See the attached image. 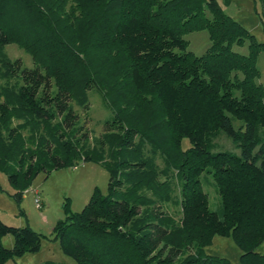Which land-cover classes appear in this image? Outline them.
<instances>
[{"label": "trees", "instance_id": "1", "mask_svg": "<svg viewBox=\"0 0 264 264\" xmlns=\"http://www.w3.org/2000/svg\"><path fill=\"white\" fill-rule=\"evenodd\" d=\"M253 2L264 30V0ZM199 29L210 44L195 54L183 35ZM13 41L30 68L3 52ZM262 49L219 0H0V171L14 200L39 171L97 162L104 192L94 186L77 211L65 200L52 226L75 264H235L203 252L215 234L233 239L238 264H264ZM88 86L109 108L97 136L70 103L85 108ZM220 131L239 152L215 149ZM204 171L219 210L208 207ZM166 201L178 217L161 212ZM40 238L0 220V264Z\"/></svg>", "mask_w": 264, "mask_h": 264}, {"label": "rangeland", "instance_id": "2", "mask_svg": "<svg viewBox=\"0 0 264 264\" xmlns=\"http://www.w3.org/2000/svg\"><path fill=\"white\" fill-rule=\"evenodd\" d=\"M219 2L224 10L246 26L257 40L264 42L263 26L253 8V0H229L228 2L219 0ZM183 36L188 41L187 49L195 54L201 53L210 44L206 29L188 31ZM236 48L245 52L247 46L245 44ZM2 50L8 58L19 59L20 65L26 68L33 65L31 54L14 41L4 43ZM257 63L260 68L258 81L264 86V49L259 52ZM2 80L0 78V83ZM52 83L53 80L51 79L50 84L52 85ZM86 102L87 106L81 108L70 100L76 110L78 124H81L82 129L86 130L88 135L97 136L104 131L102 120L109 114V108L102 101L99 91L94 87L88 86L86 88ZM239 123L240 120L233 118L235 126ZM214 141L215 149H230L239 152L235 143L224 131H220ZM183 142L186 143V139H183ZM156 161L160 163L158 157H156ZM201 176L203 189L208 196V207L219 210L220 197L213 178L210 173L205 171ZM107 177L106 169L99 163L77 161L74 165L56 167L48 172L39 171L23 190L21 198L15 201L11 194L13 188L7 182L5 174L0 171V220L8 225H29L41 234L38 250L8 258L4 264H44L46 261H51L54 264H75L70 257L61 252L57 240L52 238V226L58 218L63 216V202L65 200H67L71 211L79 210L87 201L94 186L104 192ZM34 188L37 190L41 201L40 207L34 205ZM177 192V187L174 186L173 194L175 197H177ZM159 208L162 213L174 217H178L180 214V206L174 201H166ZM1 242L4 246H10L11 234H4L1 237ZM262 247L263 244L259 246V248ZM203 252L225 256L238 264L241 250L230 236L215 234L212 243L206 245Z\"/></svg>", "mask_w": 264, "mask_h": 264}, {"label": "built area", "instance_id": "3", "mask_svg": "<svg viewBox=\"0 0 264 264\" xmlns=\"http://www.w3.org/2000/svg\"><path fill=\"white\" fill-rule=\"evenodd\" d=\"M33 193H34V197H33L34 205L36 207H40L41 206V201H40V198L38 197V192H37V190L35 188L33 189Z\"/></svg>", "mask_w": 264, "mask_h": 264}]
</instances>
